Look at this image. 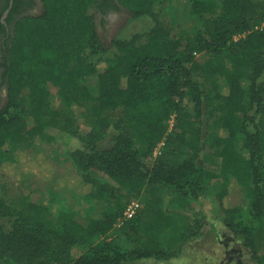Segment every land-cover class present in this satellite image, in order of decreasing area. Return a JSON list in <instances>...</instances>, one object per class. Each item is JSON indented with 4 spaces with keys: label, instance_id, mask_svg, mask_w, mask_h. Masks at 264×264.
<instances>
[{
    "label": "trees",
    "instance_id": "obj_1",
    "mask_svg": "<svg viewBox=\"0 0 264 264\" xmlns=\"http://www.w3.org/2000/svg\"><path fill=\"white\" fill-rule=\"evenodd\" d=\"M14 1L9 21L15 19ZM41 1L39 15L15 23L6 58L0 172L10 175L6 168L17 165L14 178L26 180L31 192L25 208L0 197V264L168 261L175 254L160 243L124 249L112 241L94 242L108 235L117 215L104 210L116 190L92 172L129 190L167 186L199 204L191 233L198 236L208 223L202 206L213 197L205 166L209 152L220 159L225 174L218 201L232 179L242 188L252 185L247 207L226 209L222 220L252 258L264 264V0H187L177 29L157 21L149 32L117 38L109 46L96 23V8L104 0ZM119 1L139 18L155 15L156 6L168 0ZM184 25L193 29L194 45L183 43ZM194 50L204 58L205 74L223 79L214 83L212 96L193 77ZM186 97L189 103L183 104ZM61 103L68 112H79L89 129L83 131L78 117L62 111ZM115 111L118 118L106 115ZM45 119L82 144L69 150V157L87 189L84 198L97 205L84 217L62 210L55 219L43 218L46 204L39 198L53 178L23 169L26 160L19 151L26 144L32 161L39 157ZM109 137L111 145L101 147ZM150 221L145 212L124 221L119 231L141 232Z\"/></svg>",
    "mask_w": 264,
    "mask_h": 264
},
{
    "label": "rangeland",
    "instance_id": "obj_2",
    "mask_svg": "<svg viewBox=\"0 0 264 264\" xmlns=\"http://www.w3.org/2000/svg\"><path fill=\"white\" fill-rule=\"evenodd\" d=\"M116 11L113 14L111 28L105 30L104 25L96 16L97 31L101 41L106 45H111L117 38H131L132 36L149 32L157 21L168 28L177 29V25L184 17V10L188 1L184 0L177 4L168 0L163 4H158L154 14L135 18L133 13L119 0H114ZM183 33L182 41L184 44L194 45V31L188 26ZM196 60L193 77L206 91L212 96L213 85L215 82L223 81L222 78L208 77L204 72L203 57L193 51ZM190 98L186 97L183 104H188ZM5 100L0 99V108L5 104ZM60 109L68 112L63 104ZM73 116L80 120L82 130L89 128L79 115V112H72ZM108 117L115 119L120 115L119 111L108 112ZM43 133V140L38 143L39 157L32 161L30 148L23 145L24 151H19L18 156L26 160L24 170L29 174L36 173L42 179H51L50 186L43 191L39 198L46 204V211L43 214L45 219H55L62 210L74 212L84 217L90 210L97 208V205L84 198L85 185L78 178L75 165L69 157V150L80 147L82 144L78 139H69L58 127L49 124ZM174 126V118L170 120V128ZM214 132L218 131V126L213 127ZM170 131V129H169ZM111 145V137L105 140L101 147L106 148ZM161 150L159 144L154 152V157L158 156ZM29 155V156H28ZM18 167L17 165H13ZM6 168L10 175L3 170L0 172V197L6 199L16 207L25 208L30 196V186L26 180L15 179L16 172L14 167ZM205 166L211 174L210 187L213 197L205 201L202 211L208 220L207 225L200 231V235H191L194 229L196 213L201 208L199 204L188 199L182 198L174 189L157 185L153 187L143 186L139 190H129L122 188L115 181L102 173L92 172V175L101 183L112 186L116 195L111 196L110 201L104 205V210L117 215L113 229L106 236H97L94 242L99 240L112 241L124 249H133L136 245H146L160 243L168 252L175 254L168 261H157L155 259H143L137 264H258L251 253L235 239L229 229L223 224L226 209L237 206L245 209L248 205L252 185L247 182L244 188L232 179L228 186V193L223 201L217 200V194L221 191L225 181V174L221 166V161L212 153H206ZM58 176V177H57ZM55 178H57L55 180ZM34 196V192H32ZM138 200L142 209L138 217L142 214L150 213L151 221L141 232L138 229L129 234L119 231L118 219L121 218L127 203L131 200ZM100 207L97 213L101 214ZM136 216V217H137ZM142 233V234H141ZM237 249V252L232 251ZM233 258L229 261V258Z\"/></svg>",
    "mask_w": 264,
    "mask_h": 264
},
{
    "label": "flooded vegetation",
    "instance_id": "obj_3",
    "mask_svg": "<svg viewBox=\"0 0 264 264\" xmlns=\"http://www.w3.org/2000/svg\"><path fill=\"white\" fill-rule=\"evenodd\" d=\"M100 9L96 8V16L105 30H109L114 23L113 14L116 11L114 7V0H104ZM14 0H0V99L7 101L8 97V83L6 78V58L8 55V48L14 37L15 23L20 17L27 15H39L43 11V3L41 0H17V9L11 16L15 19L9 21L10 12L14 5ZM116 6V5H115ZM6 7V9H4ZM113 22V23H112ZM237 252V249H232ZM233 258H229L231 262ZM237 264L240 262L237 261Z\"/></svg>",
    "mask_w": 264,
    "mask_h": 264
},
{
    "label": "built area",
    "instance_id": "obj_4",
    "mask_svg": "<svg viewBox=\"0 0 264 264\" xmlns=\"http://www.w3.org/2000/svg\"><path fill=\"white\" fill-rule=\"evenodd\" d=\"M141 209L142 206L140 201L135 199L129 201L123 211L121 218L118 219L119 225H121L124 221L135 218L139 214Z\"/></svg>",
    "mask_w": 264,
    "mask_h": 264
}]
</instances>
